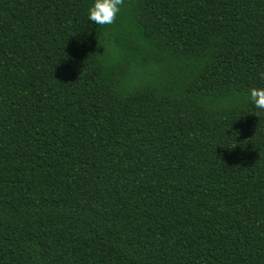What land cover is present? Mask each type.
Listing matches in <instances>:
<instances>
[{"label": "trees", "instance_id": "16d2710c", "mask_svg": "<svg viewBox=\"0 0 264 264\" xmlns=\"http://www.w3.org/2000/svg\"><path fill=\"white\" fill-rule=\"evenodd\" d=\"M0 0V264H264V0Z\"/></svg>", "mask_w": 264, "mask_h": 264}, {"label": "clouds", "instance_id": "9594fccd", "mask_svg": "<svg viewBox=\"0 0 264 264\" xmlns=\"http://www.w3.org/2000/svg\"><path fill=\"white\" fill-rule=\"evenodd\" d=\"M124 0H94L88 19L97 25H111L117 20ZM250 100L257 109L264 110V88H252Z\"/></svg>", "mask_w": 264, "mask_h": 264}]
</instances>
